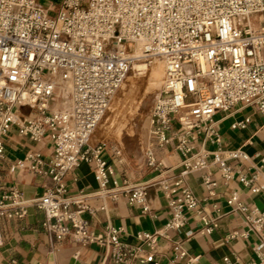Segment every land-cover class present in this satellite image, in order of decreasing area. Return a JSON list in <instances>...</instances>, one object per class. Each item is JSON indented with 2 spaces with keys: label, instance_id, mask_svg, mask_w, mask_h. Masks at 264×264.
<instances>
[{
  "label": "built area",
  "instance_id": "built-area-1",
  "mask_svg": "<svg viewBox=\"0 0 264 264\" xmlns=\"http://www.w3.org/2000/svg\"><path fill=\"white\" fill-rule=\"evenodd\" d=\"M154 58L164 63V77L148 116L144 160L161 172L155 150L171 145L182 161L173 182L163 183L167 220L161 228L136 236L149 248L142 255L141 247L120 239L121 229L106 225L94 232L83 215L105 208L91 206L89 199L115 200L120 193L148 209L150 182L130 184L106 157L105 144L89 140L133 62ZM62 84L70 87L71 106L54 108L52 100ZM237 104L264 112V0H0V161L13 125L32 141L47 139L49 158L31 151L12 168L51 178L52 186L34 199L49 233L107 247L113 264H158L152 253L158 239L182 229L188 212L198 214L207 233L217 226L199 210L188 174L204 171L201 183L208 192L216 186L206 172L210 165L218 167L224 180L235 177L253 192L263 188L257 174L247 176L231 165L249 156L240 149L223 150L216 132L214 115ZM23 106L34 113L19 116L16 109ZM249 121L245 117L231 127L243 129ZM201 134L217 145L215 150L196 147ZM81 162L91 165L97 189L70 194L64 176ZM26 202L0 182V219L23 217ZM226 202L244 216L247 230L257 238L256 257L264 264V209L245 205L235 192ZM172 253L168 264L197 260L178 241Z\"/></svg>",
  "mask_w": 264,
  "mask_h": 264
},
{
  "label": "crops",
  "instance_id": "crops-1",
  "mask_svg": "<svg viewBox=\"0 0 264 264\" xmlns=\"http://www.w3.org/2000/svg\"><path fill=\"white\" fill-rule=\"evenodd\" d=\"M21 108H27V112H21ZM16 113L19 116H27L34 113V110L23 106L18 107ZM245 117L250 120L245 128L231 127L232 123ZM213 119L222 149H240L249 156V159L235 161L231 165L247 176L257 174V183L262 184L263 188L253 192L235 177L224 180L218 167L210 165L206 172L211 174L216 186L208 192L201 183L204 171L188 174L186 182L199 200V210L209 219L216 221L217 226L207 233L203 231L198 214L188 212L187 223L182 229L170 231L168 239H158L157 246L152 250L158 264H168L173 258L172 245L175 241L180 242L189 256L197 257L193 264H259L254 252L257 241L255 234L247 230L244 216L234 211L226 200L235 192L245 205L264 209V166L261 161V158H264V112L256 106L237 104L228 111H218ZM201 145L209 151L217 147L216 144L204 140L203 134L196 140V147ZM31 151H39L46 159L52 154V146L47 139L35 142L21 136L16 126H11L0 161V182L5 190L16 189L27 200V208L26 214L21 218L0 219V264H113L107 247L84 245L73 241L69 236L57 238L45 229V215L36 207L34 199L39 197L46 187L52 186L51 178L48 175L12 168L17 160ZM155 156L162 162L161 172L147 166L140 174L131 171L124 176L130 184L150 182L146 190V211L129 202L126 196L120 193L115 200L89 199L91 206L97 208L103 204L105 208L97 210L94 214L83 215L94 232L103 231L106 225L121 229L120 239L131 246L141 247L142 255L148 253L149 248L136 236L141 232H153L161 228L167 220L168 198L163 183L173 182L182 161L180 153L171 145L156 149ZM117 174L120 176L119 172ZM64 181L70 194L97 189L92 167L85 162L66 173ZM235 232L237 234L231 236ZM244 232L247 234L242 236ZM133 264L142 263L136 261Z\"/></svg>",
  "mask_w": 264,
  "mask_h": 264
},
{
  "label": "rangeland",
  "instance_id": "rangeland-1",
  "mask_svg": "<svg viewBox=\"0 0 264 264\" xmlns=\"http://www.w3.org/2000/svg\"><path fill=\"white\" fill-rule=\"evenodd\" d=\"M41 2L57 3L58 0ZM157 62L162 61L157 58L135 61L89 140L92 144H105L106 157L122 178L131 171L140 174L147 168L144 153L148 143V116L164 76L163 67L160 82H149L150 72ZM64 97L67 102H64ZM56 99L52 100L53 104ZM65 103L69 104L67 95L63 96V104L67 106ZM21 112L26 113L27 108H21Z\"/></svg>",
  "mask_w": 264,
  "mask_h": 264
},
{
  "label": "bare ground",
  "instance_id": "bare-ground-1",
  "mask_svg": "<svg viewBox=\"0 0 264 264\" xmlns=\"http://www.w3.org/2000/svg\"><path fill=\"white\" fill-rule=\"evenodd\" d=\"M136 61V60H135ZM135 61L133 62V66H134V63H135ZM132 66V67H133ZM164 67V63L163 62H157L154 66H153V68H152V70H151V72H150V75H149V82L150 83H157V82H160V77H161V75H160V73H162V68ZM164 77V76H163ZM162 84H163V81H162ZM161 84V85H162ZM122 86V85H121ZM161 88V87H160ZM69 93H70V87L69 86H67V85H65V84H62V85H60V89H59V96H58V98L56 99V102L54 103V108H57V107H62V108H69L70 106H71V99H70V96H69ZM64 95H67V97H68V100H69V104L67 105L66 103V105L67 106H65L64 104H63V96ZM64 102H67V98L66 97H64ZM148 134H149V132H146V140H147V136H148Z\"/></svg>",
  "mask_w": 264,
  "mask_h": 264
}]
</instances>
